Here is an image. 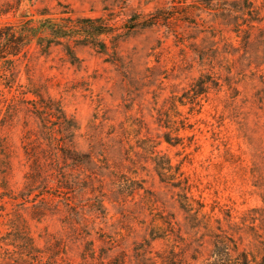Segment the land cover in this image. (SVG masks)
<instances>
[{"label":"rangeland","instance_id":"obj_1","mask_svg":"<svg viewBox=\"0 0 264 264\" xmlns=\"http://www.w3.org/2000/svg\"><path fill=\"white\" fill-rule=\"evenodd\" d=\"M5 5L0 28L69 12L114 38L74 46L73 64L32 45L17 85L0 80V263L264 264V0ZM25 90L76 122L72 143L51 141ZM154 153L187 178L190 214Z\"/></svg>","mask_w":264,"mask_h":264},{"label":"trees","instance_id":"obj_2","mask_svg":"<svg viewBox=\"0 0 264 264\" xmlns=\"http://www.w3.org/2000/svg\"><path fill=\"white\" fill-rule=\"evenodd\" d=\"M9 5L0 7V17L12 12ZM18 11V9H15ZM47 11H38L35 16H23L16 24H6L0 28V80L3 85L11 90L17 85V67L27 55V50L33 45L39 52L47 54L51 47L59 46L64 54L70 59V62H78V58L73 52L74 46H90L99 50L101 53H107L108 48L104 38L113 37L114 29L101 19L71 17L69 12H61V17L53 18ZM161 12H156L155 19L149 24L162 19ZM136 17L130 20L135 22ZM151 26V25H149ZM133 28V26H129ZM115 51V50H113ZM116 54V52H115ZM199 88L206 86L204 78L198 80ZM23 95H31L34 100L29 101L35 104L36 116L40 121L52 126L49 132L51 141L58 143L62 138V144L67 146L72 143L74 132L78 129L76 122L66 116L62 108L55 101L49 98H43L36 91H27ZM175 105V102H173ZM167 144L171 145L169 136L164 137ZM58 156H61L65 162L74 161L68 155L67 149L63 147L59 150ZM160 157L154 153V170L161 182L170 183L173 188L178 189L179 206L187 214L192 211V203L195 202L190 194V186L187 184V178L183 173L172 171L173 167L169 160L160 163ZM180 177L182 179H180ZM200 208H203L199 205ZM243 256V255H240ZM243 263L247 264V258L243 256ZM2 264V263H0Z\"/></svg>","mask_w":264,"mask_h":264}]
</instances>
